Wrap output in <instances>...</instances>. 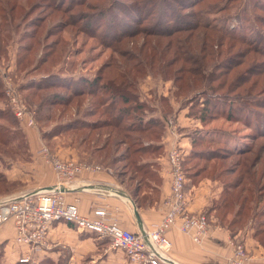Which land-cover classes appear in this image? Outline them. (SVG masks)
<instances>
[{"label":"trees","instance_id":"16d2710c","mask_svg":"<svg viewBox=\"0 0 264 264\" xmlns=\"http://www.w3.org/2000/svg\"><path fill=\"white\" fill-rule=\"evenodd\" d=\"M22 1L28 0H0V56L5 54V46L12 35H17V73L28 68L31 73L42 72L27 77L20 86L41 139L53 143L54 136L71 138L70 142L64 143V139L61 142L75 145L80 153H85L76 161L110 168L131 191L137 206L151 207L158 199L160 178L155 164L149 160L161 155V146L155 143L160 141L164 121L172 113L168 98L159 95L158 102L163 107L159 109L157 104H149L142 97L141 80L159 76L164 83L172 81L176 90L170 88L172 95L182 96L187 101V117L201 123L218 116L238 120L237 113L246 115L244 121L247 124V115L256 118V113L250 109L255 101L239 97L251 92L246 91L248 88L244 92L239 90L240 75L229 83L213 86L216 80L211 76L218 62L209 63L213 57L222 55V52L213 51L214 47L217 49L227 43L225 52H228L237 41L250 43L251 35H258L255 24L264 23V0H40L53 11L47 15L68 16L69 21L61 24L63 28L75 26L116 54L98 68L93 78L78 80H65L53 72L66 52V45L59 38L41 46V37L38 39L37 36L39 26H31L35 32H30L27 37L20 33V21L24 18L21 17L24 13ZM233 10L235 17L243 21L237 26L238 33L237 29L236 33L226 29L225 18H217L218 14ZM255 10L261 14H256ZM122 20L126 24H121ZM247 30L254 34L246 36ZM139 35L141 40L136 42ZM253 37L260 40L259 36ZM40 49L43 52L35 59ZM244 59L240 57L233 68ZM4 99L0 82L2 104ZM156 101L154 99L153 103ZM85 102L87 107H82ZM70 109L77 112L76 117L61 122ZM6 110H0V151L9 153L6 146L18 135L24 139V146L11 151L18 161H29L28 144L22 129L6 132L2 127L4 123L13 129L18 126L16 121L11 122L14 119L8 105ZM157 110L162 118L153 116ZM52 120H57L55 125L43 131L42 127ZM261 121L263 125L253 136V144L238 151H232L230 146L228 149L224 143L205 140L200 133L192 134L190 150L183 152L182 170L185 178L195 183L205 177L219 181L222 191L211 206L219 224L226 227L232 237L250 225L252 238L264 247V140H260L264 139V117ZM207 143L223 145L221 150L224 151L200 148ZM20 150L24 156L18 153ZM1 155L0 162L3 163ZM6 181L9 182L0 172V186ZM150 183L155 185L152 191L149 190ZM8 189L0 188L4 191L0 195L7 194ZM202 213L208 218V213ZM16 264L29 263L18 261ZM38 264L65 263L43 259Z\"/></svg>","mask_w":264,"mask_h":264},{"label":"crops","instance_id":"0c3cea01","mask_svg":"<svg viewBox=\"0 0 264 264\" xmlns=\"http://www.w3.org/2000/svg\"><path fill=\"white\" fill-rule=\"evenodd\" d=\"M165 85L167 88L158 92V96L162 95L169 99L172 113L167 119L173 117L175 126L172 131L166 124L167 119L164 121L162 137L155 143L161 146V155L149 160L155 164L160 178L157 201L151 207L137 206L130 194L131 191L110 168L87 162L89 165L99 166L100 170L83 169L63 192L67 202L77 204L82 216L91 217L94 209L104 208L123 229L140 233L133 214V205L139 215L142 230L146 232L159 223L166 214L165 200L170 195L172 182L171 166L166 154L173 146H178L182 152L188 153L192 134H196L201 126L198 120L187 117L188 110L185 106L172 101L169 82ZM153 116L162 118L159 110L155 111ZM21 126L28 144L30 159L27 163H8L0 169L7 179L20 182V187L0 199L53 187L57 183L51 163L40 153L44 144L38 131L24 124ZM53 152L61 158L73 160H81L85 154L80 153L75 145L65 144H57ZM150 186L149 190L152 191L155 185L150 183ZM185 190L189 199L188 211L192 214L208 213L209 234L203 237L200 243H196L190 236L179 231L178 224L171 227L166 232L171 243L168 259L174 264H228L232 252L230 240L233 237L226 227L219 224L214 210H211L213 202L218 199L222 191V185L219 181L206 177L196 183L186 178ZM14 233L12 220L0 225V264H16L26 252L25 247L14 242ZM242 239L249 254L245 264H264V247L254 241L252 230L246 231ZM46 244L45 248L32 255L34 263L30 264H38L43 259H51L54 262L62 260L65 264H130L123 251L109 248L107 240L99 238L96 234L80 232L74 226L63 222L52 224Z\"/></svg>","mask_w":264,"mask_h":264},{"label":"rangeland","instance_id":"374dc122","mask_svg":"<svg viewBox=\"0 0 264 264\" xmlns=\"http://www.w3.org/2000/svg\"><path fill=\"white\" fill-rule=\"evenodd\" d=\"M26 4V5H25ZM41 4L45 5L40 0H28L27 2L22 1L21 6L24 10V13L21 14V17L23 18L20 23L22 27L19 29L20 33L23 35V37L29 36L30 32H35L34 27H31L33 25L39 26L38 30H40V34H38V39L41 37V46H43L45 43H50L52 40H55L56 38H59V40L66 45V52L63 54V57L61 59V63H59L57 66L53 68V72L58 76L59 78H63L65 80H78V79H84V78H93L98 70V68L107 62L113 55H116L113 53V51L110 48H107L99 43V41L93 37H90L87 34H84L77 30L75 26L72 25H66L64 28L61 26L65 20L69 19L67 17H62L60 13H55L52 15H47L48 12H53L49 8L45 6H41ZM236 5V3H235ZM37 6V7H36ZM41 6V7H40ZM256 14H261L259 11L255 10ZM44 12V13H43ZM236 11L233 10L231 13H220L217 15V18H225L227 21V24L224 26L227 30L235 32L237 29V26H239V23L243 21H239L234 14ZM73 13H75L73 11ZM73 13H68V15L71 16ZM90 14V13H89ZM18 20V17L16 18ZM158 19L156 18V21ZM125 22V23H124ZM66 23V22H65ZM121 24H126V21H120ZM248 26V23L246 22V27ZM31 27V28H30ZM257 34H254L250 32L249 30L246 31V36H249V33L254 34L256 37L259 36L260 40L257 41L254 35H251L252 40L250 43L248 42H238L237 44L228 50V52H225L227 43H224V46H219L217 49L214 47V50H217V52H222V55H220V58H214L213 61H210V65H212L213 62H218L216 67L213 68V75L211 76L213 79L216 80L215 85L218 86V84L221 83H229L231 80L235 79L237 75H240L238 80V85L241 86L238 89L243 92L245 89L248 88L246 91L249 92L250 95L242 94L239 95V97H243L244 100H252L255 101V103H252L251 110L256 113V118L252 115H247V120L249 124L245 123L244 118H246L244 113H237L235 116L238 118V120H232L227 119L226 116H218L215 117L211 121H207L206 123H200L201 128L197 133H200L205 140H212L215 143H224L225 146L229 149L230 147L233 148L232 151L235 150H243L247 145L253 144V136L255 137L257 134V131L260 130V127H262V117H264V23L263 22H257L255 24ZM49 30V31H48ZM18 31V32H19ZM25 31H28L25 33ZM48 31V32H47ZM23 32V33H22ZM236 33V32H235ZM238 33V29H237ZM222 36V34H220ZM141 35H139L137 38H135L136 42H140ZM133 39V38H132ZM132 39H128V41H132ZM29 40V39H28ZM225 41V40H224ZM26 40L22 42V44H25ZM29 42V41H28ZM27 42V43H28ZM19 50V43H18V36L12 35L10 38V42L8 41V44L5 46V54L3 56H0V82L2 84L3 92L5 90V79H9L12 83L13 87L17 88L19 91L20 96L25 101L27 105V101L24 98V94L20 89V86L22 83H25L28 78H31L32 75L41 74L42 72H32L28 71L30 68L21 71L20 73H17V52ZM43 52V49H40L36 55L35 59L39 56H41V53ZM227 55V56H225ZM240 57H244L242 64H239L238 66H235V69L233 68L234 65H236L237 62H239ZM19 68V67H18ZM250 72L247 70L249 69ZM252 73H255L251 76ZM26 77V78H25ZM155 78V79H153ZM150 79V80H148ZM169 82V90L172 88L173 91L176 92L175 86L172 83V81ZM244 82L243 85H241ZM246 82V83H245ZM257 82V85L255 86V83ZM69 83V82H68ZM139 91L143 98H145L146 101H148L149 104H157L159 109L163 108L161 103L158 102V92H161L164 90L166 85L164 81H161V78L159 76L156 77H148L139 82ZM150 90V91H149ZM174 92V93H175ZM148 93V95H147ZM223 93V92H221ZM247 93V92H246ZM175 96L172 95L171 91V99L174 101V103L177 102V104L181 106L188 107L187 101L181 96L178 97L176 94ZM5 99L4 104L0 102V110H6L7 108V98L4 93ZM156 99L157 101L153 103V100ZM169 102V101H168ZM230 104V103H229ZM88 103L85 102L82 107H87ZM256 105V106H253ZM28 107V105H27ZM81 107V108H82ZM9 108V106H8ZM29 108V107H28ZM188 109V108H187ZM71 110V109H70ZM74 110V109H73ZM30 111V110H29ZM81 111L79 113L81 114ZM78 113V115H79ZM32 114V113H31ZM77 115V112L70 111L69 114H65L61 122H66L69 119L75 118ZM99 115V114H98ZM12 118L14 120H11V122L16 121L18 126L13 129L10 125L3 124V129L6 130V132L12 130L15 132L17 129H22L21 124L22 122H19L14 115H12ZM60 120V119H58ZM34 121V126L32 128H35L37 131L39 130V127L37 123ZM2 121H0L1 123ZM57 120H52L49 122L46 126L42 127V130L47 131L52 126L55 125ZM199 126V127H200ZM23 132V131H22ZM16 134V133H15ZM56 142H55V140ZM70 142L71 138L67 136H60L56 137L54 136L52 138L53 143L48 142L46 140L42 139V146L46 147L47 151L56 156L59 159H70V158H61L58 155H56L53 151L56 148L57 144ZM26 140V138H25ZM264 140V139H260ZM259 140V141H260ZM23 142L24 139L19 137L17 135L16 138L9 140L6 148L9 149V153H1V157H3V163L0 162V169L4 166H7L8 163H24L28 161H18L17 158L13 155L12 150H17L23 148ZM27 142V141H26ZM63 143V144H64ZM230 146V147H229ZM217 148L218 151L223 152L224 150H221L223 148V145H212V144H204L200 148ZM220 148V149H219ZM29 151V149H28ZM18 153L24 156V152L20 150ZM20 166V165H19ZM22 168V167H21ZM26 168V166L24 167ZM5 175V174H4ZM10 182L4 183L0 186V188L8 189L9 194L13 189H16L20 187V182L18 180H9ZM4 192L3 190L0 191V193ZM28 193V192H27ZM7 194H1L0 197L7 195ZM1 200V199H0ZM251 226L247 225L239 230V235H235L233 238L240 240L245 246V243L242 239V236L244 233ZM252 230V229H251ZM246 249V246H245ZM247 255L248 250H246Z\"/></svg>","mask_w":264,"mask_h":264},{"label":"built area","instance_id":"2783aa9c","mask_svg":"<svg viewBox=\"0 0 264 264\" xmlns=\"http://www.w3.org/2000/svg\"><path fill=\"white\" fill-rule=\"evenodd\" d=\"M4 93L8 106L15 118L28 127L34 126L29 108L13 87L9 79H5ZM166 124L174 130L175 122L169 117ZM40 153L51 163L55 171L57 183L54 190H37L0 200V225L8 220L14 224V242L26 248L19 258L20 262L34 263L32 255L47 246L46 239L53 223L63 222L74 226L83 233L96 234L105 239L112 250H121L130 264H172L168 255L171 243L166 236L167 230L178 224L181 233L200 243L209 234L210 222L203 214H192L188 211L189 199L185 190L186 178L182 170L183 152L173 146L166 154L171 166V191L165 200L167 211L159 223L145 235L123 229L104 208L94 209L91 217L82 216L76 203L65 200L60 188H66L75 176L83 169L100 170L97 165H89L70 159H59L50 154L46 147ZM232 252L228 264H245L249 255L245 246L235 238L230 240Z\"/></svg>","mask_w":264,"mask_h":264},{"label":"water","instance_id":"95a60500","mask_svg":"<svg viewBox=\"0 0 264 264\" xmlns=\"http://www.w3.org/2000/svg\"><path fill=\"white\" fill-rule=\"evenodd\" d=\"M54 189H56L55 186L49 187V188H45V189H42V190H49L50 191V190H54ZM65 190H66V188H60L61 192H64ZM133 214H134V217L136 219L137 224L139 225V229L141 231L140 234L144 236L145 235V230H142L140 218H139V215H138L137 210H136L134 205H133ZM172 264H174V263H172Z\"/></svg>","mask_w":264,"mask_h":264},{"label":"bare ground","instance_id":"6f19581e","mask_svg":"<svg viewBox=\"0 0 264 264\" xmlns=\"http://www.w3.org/2000/svg\"><path fill=\"white\" fill-rule=\"evenodd\" d=\"M171 262V261H170Z\"/></svg>","mask_w":264,"mask_h":264}]
</instances>
